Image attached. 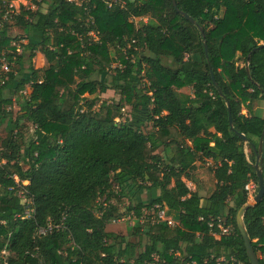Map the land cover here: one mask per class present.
Listing matches in <instances>:
<instances>
[{"label": "trees", "instance_id": "16d2710c", "mask_svg": "<svg viewBox=\"0 0 264 264\" xmlns=\"http://www.w3.org/2000/svg\"><path fill=\"white\" fill-rule=\"evenodd\" d=\"M43 1V13L18 19L26 53L0 87V125H10L18 109V130L0 138L5 264H149L152 255L154 264H217L231 256L250 264L236 215L248 201L246 187L253 182L258 191L261 139L264 184V0H175L193 23L171 0H120L122 7L91 0L94 25L65 0ZM93 29L99 43L76 36ZM9 41L1 28L0 54ZM38 50L45 69L31 65ZM120 59L123 68L111 69ZM26 85L29 96H19ZM185 88L190 95L179 92ZM107 90L119 92L117 102L101 99ZM125 108L138 114L123 119ZM23 129L32 131L28 138ZM207 161L214 184L202 196L183 179L197 189L196 163ZM14 177L28 182V218L9 191ZM134 192L158 195L146 203L133 200ZM156 205L175 226L140 224ZM120 206L135 217L125 236L107 228L123 217ZM243 223L264 264V194ZM48 224L57 228L38 235ZM218 225L233 233L213 238Z\"/></svg>", "mask_w": 264, "mask_h": 264}, {"label": "built area", "instance_id": "2783aa9c", "mask_svg": "<svg viewBox=\"0 0 264 264\" xmlns=\"http://www.w3.org/2000/svg\"><path fill=\"white\" fill-rule=\"evenodd\" d=\"M67 3L82 8L84 11V14L87 16V23L89 25H94V20L91 16V0H65ZM104 2L107 4L108 7H110L113 4L123 6L124 2L120 0H104ZM47 8V3L43 0H0V29L7 27L8 33L10 29H16L18 31V34L16 36H10V41L8 47L2 51L0 54V87L4 86L7 81L9 80L10 75H16L17 74V68L18 65L16 63L17 57L22 56L26 53L25 47L28 44V36L17 26V22L19 18H22L25 21H31V18H36L39 13H43ZM135 21H137L135 19ZM77 38L81 40L82 38L90 39L93 42L99 43L100 42V35L96 30H90L83 34H76ZM134 42V41H133ZM51 50V48H49ZM124 54V51H123ZM124 58H128L127 55L124 56ZM118 68L122 69V61L117 60L114 62V64L111 66V69ZM30 93V85H26L24 89L20 90L18 92L19 96L22 97H28ZM9 110V109H7ZM124 111V110H123ZM0 164H5V161H1ZM15 180V187H12L9 189V191H12L14 195L20 199L22 204L26 205V211L25 216L28 218V216H31L33 209L30 207L31 202L27 198V191L24 188L28 182L23 181L20 182L16 177H14ZM251 184V183H250ZM246 187L247 192L249 193V186ZM101 206L105 207V203L101 202ZM150 217H145L144 213L147 214V211L143 212V215L140 217L139 222L140 224L144 223L146 220H150L151 224L159 223V222H165L168 226L173 227L175 226V222L166 216V211L161 208L160 206L156 205L151 210ZM133 216V220L135 221V217ZM25 218V217H23ZM123 218V217H122ZM113 220L111 221L112 224H116L121 222L123 219ZM53 228H57L51 224H48L46 228L39 229L37 234L40 236H44L47 233H50ZM219 232L218 233H211L212 237L215 239H219L221 236H229L233 233V229L230 227H223L221 225L217 226ZM6 251H2L0 254H4ZM8 253V252H6ZM176 256H178V253H175ZM8 257V256H7ZM6 257V258H7ZM3 258V264H5V260ZM152 261L149 264H154L158 261L157 255L151 256ZM217 264L222 263H232V264H244L243 262L237 260L235 257L231 256L229 260L227 261L224 257H220L216 260ZM185 264H195V262L190 261L186 262Z\"/></svg>", "mask_w": 264, "mask_h": 264}, {"label": "rangeland", "instance_id": "374dc122", "mask_svg": "<svg viewBox=\"0 0 264 264\" xmlns=\"http://www.w3.org/2000/svg\"><path fill=\"white\" fill-rule=\"evenodd\" d=\"M143 20L146 21V19H143ZM17 34H18V31L16 29H10V31H9L10 36H16ZM40 55L42 56L41 50H38L37 53H35V57L31 61V65L36 69H42V67L44 65V64H40L39 62H37L36 57H38ZM27 66H28V64L25 63L24 68H27ZM46 66L47 65L45 64L43 68H45ZM109 74H112V72L110 71ZM108 78H109V76H108ZM179 92L182 94H185V95L191 94V90L188 88L182 89ZM101 99L103 101H108V102L109 101L117 102L119 99V92L115 91V90H107L103 95H101ZM17 111H18V109L16 107H13V109L11 110V119L12 120H11L10 125H8L7 122H4L0 125V138L1 139H4L9 133H12V132H15L18 130V128L14 129V126H13L14 120L16 119V116H17ZM122 112H123V119H124V117H127L128 115H129V117L132 118L133 117L132 115L134 113L138 114L136 111L129 113V108H125V110ZM242 114H246V111L244 109L242 110ZM123 119H122V121H123ZM145 126H146V129H150L149 124H145ZM11 128L13 129L12 132H11ZM23 132H24L23 133L24 136L28 138L31 135L32 131L28 130V129H23ZM0 147H2L1 144H0ZM245 153H248L247 148H245ZM155 154L160 156L163 159L164 153L162 152L161 149L157 150L155 152ZM210 167H211V163L209 161L205 162L202 166H200L199 163H196V171L194 172V175L197 178L196 180L198 181V187L196 189L195 185H190L189 184L190 182L185 181L183 179V181L186 183L187 187L189 189H191L192 191H194V190L199 191V193L202 196L207 195L212 190L213 184H214L212 177H211V174L209 172ZM256 193L257 192L255 189V185L253 182H251V184L249 186L248 201L251 200L256 195ZM157 194H158L157 192L155 194H154V192L153 193L143 192L141 194H139L138 192H134L132 194V197H133V200H135V201L137 199H139L140 201L147 203L148 201H150L153 198V196H155ZM104 199H105V197L101 198L98 202L99 203L104 202ZM111 203H114V201H111ZM128 204H129V201L125 199V205H128ZM123 207L124 206H120V213H124L123 218H122L123 220L119 223H116V224L110 223V225H108L107 228L113 232H116V233H119V234L125 236L128 229L134 225L135 221L133 220L132 213H130L129 215L125 214V210ZM149 215H151L150 210H148L147 214L144 213V216L147 217V219H148ZM28 217H30V216H28ZM131 241H137V238L133 237V238H131ZM144 242H145V240H143V243ZM7 256H8V253H6V252L4 254L2 253V254H0V259H3V258L5 259ZM256 256L258 258L259 254H257Z\"/></svg>", "mask_w": 264, "mask_h": 264}, {"label": "water", "instance_id": "95a60500", "mask_svg": "<svg viewBox=\"0 0 264 264\" xmlns=\"http://www.w3.org/2000/svg\"><path fill=\"white\" fill-rule=\"evenodd\" d=\"M172 6L174 8V10L181 15L183 18L187 19L188 21H190L191 23H193V20L188 17L185 13L180 12L177 9L175 0H171ZM207 48L205 47V52H206ZM228 118H229V125L230 127H232V120H231V115H230V109L228 108ZM264 134V131H263ZM239 136L241 138H243L245 140V137L242 134H239ZM261 153H262V139L259 141L258 144V148L256 150V163L254 165V169L256 170L257 173V187H258V191L256 193V195L249 201H247V203L237 212L236 215V225H237V229L239 231V234L243 240V245L246 251V255L249 259L250 264H259L258 263V258L251 246V242L249 240V237L246 233V229L244 227V223H243V216L244 213L250 209L253 208L254 206H256L263 198V194H264V184H263V177H262V173H261V169H260V165H261Z\"/></svg>", "mask_w": 264, "mask_h": 264}, {"label": "crops", "instance_id": "0c3cea01", "mask_svg": "<svg viewBox=\"0 0 264 264\" xmlns=\"http://www.w3.org/2000/svg\"><path fill=\"white\" fill-rule=\"evenodd\" d=\"M37 39H38V37H37ZM36 53H37V51H36ZM41 54H42V56L40 55V56H38V57H36V59H37V62H39L40 64H46L47 66H48V62H47V59H46V56H45V54L41 51ZM35 57V56H34ZM45 62V63H44ZM44 65H43V67H44ZM46 66V67H47ZM42 67V69H45V68H43ZM36 69V68H35ZM190 185H193L191 182L189 183ZM191 190V189H190ZM192 191V190H191ZM158 195V194H157Z\"/></svg>", "mask_w": 264, "mask_h": 264}]
</instances>
